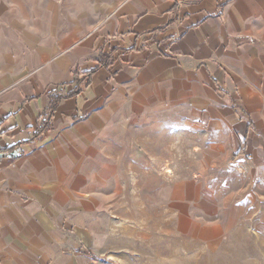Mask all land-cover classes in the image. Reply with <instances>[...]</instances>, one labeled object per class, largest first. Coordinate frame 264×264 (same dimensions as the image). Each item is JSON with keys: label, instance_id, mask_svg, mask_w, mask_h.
Returning <instances> with one entry per match:
<instances>
[{"label": "crops", "instance_id": "0c3cea01", "mask_svg": "<svg viewBox=\"0 0 264 264\" xmlns=\"http://www.w3.org/2000/svg\"><path fill=\"white\" fill-rule=\"evenodd\" d=\"M38 2L0 0V264L68 262L53 220L119 173L82 159L119 109L182 110L211 151L264 169V0H115L82 37Z\"/></svg>", "mask_w": 264, "mask_h": 264}, {"label": "rangeland", "instance_id": "374dc122", "mask_svg": "<svg viewBox=\"0 0 264 264\" xmlns=\"http://www.w3.org/2000/svg\"><path fill=\"white\" fill-rule=\"evenodd\" d=\"M114 5L54 0L37 8L39 21L48 9L54 27L82 37ZM154 112L119 109L91 132L82 159L93 171L102 163L108 180L118 161L119 173L79 195L76 213L53 220L66 264H264V169L211 151L210 136L182 110Z\"/></svg>", "mask_w": 264, "mask_h": 264}, {"label": "trees", "instance_id": "16d2710c", "mask_svg": "<svg viewBox=\"0 0 264 264\" xmlns=\"http://www.w3.org/2000/svg\"><path fill=\"white\" fill-rule=\"evenodd\" d=\"M94 72V70H92V71H89V72H85V73H82V74H75V77L76 78H78L79 76H81L82 77V79H84L85 81H84V83H85V85L87 86L88 84H89V77L92 75V73ZM75 78V81H77V79ZM76 84H78V83H76ZM76 92H78V90L76 91ZM75 92V93H76ZM69 95H71V94H69ZM68 95V96H69Z\"/></svg>", "mask_w": 264, "mask_h": 264}]
</instances>
